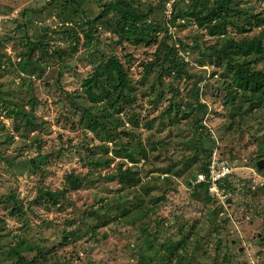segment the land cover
<instances>
[{
  "label": "rangeland",
  "instance_id": "374dc122",
  "mask_svg": "<svg viewBox=\"0 0 264 264\" xmlns=\"http://www.w3.org/2000/svg\"><path fill=\"white\" fill-rule=\"evenodd\" d=\"M75 1L0 0V264H164L190 230L171 264H264V101L224 103L233 70L210 48L261 33L264 51V0H232L221 36L206 27L217 18L170 21L191 0H126L148 21H170V54L186 71L161 79L157 40H120L102 22L112 12L89 23L95 0ZM110 56L130 80L118 112L86 93ZM256 59L251 68H263ZM214 151L235 173L220 198L194 184Z\"/></svg>",
  "mask_w": 264,
  "mask_h": 264
},
{
  "label": "trees",
  "instance_id": "16d2710c",
  "mask_svg": "<svg viewBox=\"0 0 264 264\" xmlns=\"http://www.w3.org/2000/svg\"><path fill=\"white\" fill-rule=\"evenodd\" d=\"M78 5V2L73 0ZM96 4L100 8L99 13L95 17H89V23L97 21L102 17L106 16L109 12H112L110 18H106L102 22L112 28V31L118 36L120 40H126L134 45L140 43H154L157 40V51L162 49L164 52V60L159 63L160 70L157 73V79H161L163 75L170 76L171 74L181 75L185 73L184 67H182V60L179 57L171 56V51L173 44L168 42V37H171V34L167 33L168 23L170 21H175L177 17H183L187 14L194 15L199 23V27L205 26L202 25L203 22L212 21V19L217 18L214 22L206 24L209 35L211 36H221L226 33L223 29L227 28V23H230V20L227 19L231 15V4L232 0H213L209 4V0H191L187 8L176 7L172 11L170 21L166 24H162L157 20L148 21L147 15L138 11L136 7L129 4L126 0H95ZM74 11L77 13V10L74 8ZM83 11V10H82ZM203 11V12H202ZM257 15V14H255ZM254 14L251 17H255ZM110 19V20H109ZM248 19V18H247ZM247 21V20H246ZM254 22V20H253ZM243 25H240L238 28L244 30ZM163 33L158 39L159 31ZM261 33L257 36H252L251 38H242L239 40H234L232 37H227L226 39H221L219 46L210 47L213 51L212 55L216 57V64L221 61H226V69L230 68L232 71L231 77L232 82H229L225 87V94L223 97L224 103L239 104L236 108L240 109L243 107L246 102H252L250 106L254 105V102H263L264 101V67L259 69L251 68V63L257 61L256 58L261 59L264 55L261 41ZM36 43H40L36 42ZM41 44V43H40ZM240 54V56H239ZM250 55L248 60L242 59ZM175 57V58H173ZM236 57H241L238 59ZM253 59V60H251ZM251 60V61H250ZM108 61L113 64L110 66L104 61L100 62L96 69L94 70V76L88 78V85L86 88V93L92 101H101L114 107V111L118 112V108L121 109V104L119 100L123 98L122 91L125 87L130 85V80L127 76V72L124 70L122 64L116 57L110 56ZM167 62V63H166ZM33 63H30L32 65ZM147 67V65H145ZM33 68V67H32ZM23 70L28 71L27 67H23ZM30 71V70H29ZM109 74V80L107 84H104L102 81L103 74ZM118 89V94L109 95V88ZM111 89V90H112ZM243 90L239 95L235 90ZM116 106V107H115ZM172 106V105H170ZM172 108V107H170ZM103 108H100L103 114ZM249 111L248 108L241 110ZM240 112L241 114H244ZM246 112V113H247ZM94 113H86L85 111L80 115V121L88 126L92 127L94 122L97 120ZM109 121L110 118H107ZM103 124H106V119L101 121ZM95 124L100 128L102 123ZM210 153H207L206 162L200 165V168L197 172L206 170L207 159L210 156ZM193 161V160H192ZM197 174V173H196ZM234 170L231 171L229 175L221 179L219 184V189H232L234 187ZM196 176V175H195ZM197 187H203L205 190H208V185L206 182H195ZM52 196L53 194L50 193ZM196 230L199 231L203 229L205 225L199 224L195 225ZM193 229V228H191ZM210 231V230H208ZM209 234V233H208ZM194 235V231L190 230L186 235L182 236L178 241L174 243H169L167 246L168 256L165 259L164 264H171L170 261L174 257V252L177 249H187L189 245V238L191 239ZM202 238V235L200 236ZM231 256H223L222 264H231ZM164 258V257H163ZM20 264H31L29 261L20 259ZM186 264V262L184 263ZM233 264H250L242 260H237ZM253 264V263H252Z\"/></svg>",
  "mask_w": 264,
  "mask_h": 264
},
{
  "label": "built area",
  "instance_id": "2783aa9c",
  "mask_svg": "<svg viewBox=\"0 0 264 264\" xmlns=\"http://www.w3.org/2000/svg\"><path fill=\"white\" fill-rule=\"evenodd\" d=\"M232 165L223 156H218L216 152H212L207 159L206 170L199 171L196 174V181L206 182L208 191L211 195L221 197V189L218 182L229 175L232 171Z\"/></svg>",
  "mask_w": 264,
  "mask_h": 264
},
{
  "label": "water",
  "instance_id": "95a60500",
  "mask_svg": "<svg viewBox=\"0 0 264 264\" xmlns=\"http://www.w3.org/2000/svg\"><path fill=\"white\" fill-rule=\"evenodd\" d=\"M257 166L258 167H263L264 168V160L263 159H260L256 162Z\"/></svg>",
  "mask_w": 264,
  "mask_h": 264
}]
</instances>
